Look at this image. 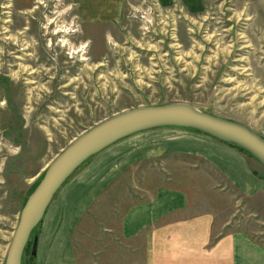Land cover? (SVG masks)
<instances>
[{
  "label": "rangeland",
  "instance_id": "374dc122",
  "mask_svg": "<svg viewBox=\"0 0 264 264\" xmlns=\"http://www.w3.org/2000/svg\"><path fill=\"white\" fill-rule=\"evenodd\" d=\"M77 1L0 0V264L44 167L104 118L185 102L264 137V0H204L200 12L190 13L176 0L168 6L120 0L116 13L106 15L82 12L87 0ZM147 172L140 167L121 176L82 216L75 264L135 259L117 225ZM207 175L201 184L193 177L177 183L191 187L193 205L204 202L216 218L229 219L228 228L245 229L264 243L263 202L229 187L206 190L217 178ZM39 224L21 264L34 256Z\"/></svg>",
  "mask_w": 264,
  "mask_h": 264
},
{
  "label": "crops",
  "instance_id": "0c3cea01",
  "mask_svg": "<svg viewBox=\"0 0 264 264\" xmlns=\"http://www.w3.org/2000/svg\"><path fill=\"white\" fill-rule=\"evenodd\" d=\"M119 1L87 0L82 12L115 14ZM173 1L156 3L168 6ZM176 2L189 13L204 7V0ZM140 167L150 172L140 176L138 196L121 210L117 225L118 236L133 244L136 257L127 264H264V243L245 229L228 228L229 219L216 218L204 202L193 205L187 193L191 187L177 183L192 177L200 183L209 170L217 177L212 180L216 186L206 190L225 192L229 187L264 204L262 165L232 144L173 126L127 135L80 164L54 193L38 223L35 264H75L73 241L82 216L121 176Z\"/></svg>",
  "mask_w": 264,
  "mask_h": 264
},
{
  "label": "water",
  "instance_id": "95a60500",
  "mask_svg": "<svg viewBox=\"0 0 264 264\" xmlns=\"http://www.w3.org/2000/svg\"><path fill=\"white\" fill-rule=\"evenodd\" d=\"M161 126L201 131L241 148L264 167V137L239 122L201 111L185 102L121 110L73 137L44 167L19 210L4 264H21V255L30 232L41 220L54 193L80 164L120 138Z\"/></svg>",
  "mask_w": 264,
  "mask_h": 264
},
{
  "label": "trees",
  "instance_id": "16d2710c",
  "mask_svg": "<svg viewBox=\"0 0 264 264\" xmlns=\"http://www.w3.org/2000/svg\"><path fill=\"white\" fill-rule=\"evenodd\" d=\"M230 144V143H229ZM233 145V144H232ZM235 146V145H234ZM237 147V146H236ZM239 148V147H238ZM239 149H241V148H239ZM242 150V149H241ZM244 151V150H243ZM245 152V151H244ZM29 263L30 264H35V262H34V256L33 255H31V257H30V260H29Z\"/></svg>",
  "mask_w": 264,
  "mask_h": 264
},
{
  "label": "bare ground",
  "instance_id": "6f19581e",
  "mask_svg": "<svg viewBox=\"0 0 264 264\" xmlns=\"http://www.w3.org/2000/svg\"><path fill=\"white\" fill-rule=\"evenodd\" d=\"M64 42V41H63Z\"/></svg>",
  "mask_w": 264,
  "mask_h": 264
}]
</instances>
